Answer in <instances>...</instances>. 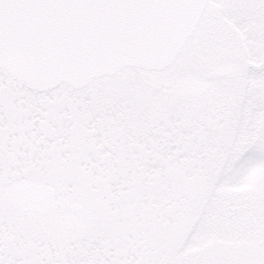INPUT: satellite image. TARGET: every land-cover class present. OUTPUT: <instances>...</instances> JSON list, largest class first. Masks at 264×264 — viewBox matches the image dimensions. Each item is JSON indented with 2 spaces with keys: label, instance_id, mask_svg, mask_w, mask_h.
I'll use <instances>...</instances> for the list:
<instances>
[{
  "label": "snow or ice",
  "instance_id": "6c2138e0",
  "mask_svg": "<svg viewBox=\"0 0 264 264\" xmlns=\"http://www.w3.org/2000/svg\"><path fill=\"white\" fill-rule=\"evenodd\" d=\"M0 264H264V0H0Z\"/></svg>",
  "mask_w": 264,
  "mask_h": 264
}]
</instances>
